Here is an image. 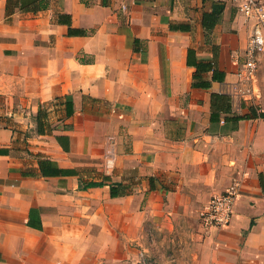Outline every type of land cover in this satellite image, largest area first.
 Returning a JSON list of instances; mask_svg holds the SVG:
<instances>
[{"label": "crops", "instance_id": "crops-1", "mask_svg": "<svg viewBox=\"0 0 264 264\" xmlns=\"http://www.w3.org/2000/svg\"><path fill=\"white\" fill-rule=\"evenodd\" d=\"M248 28L229 0H0V264H123L122 225L139 245L157 215L190 224L232 187L231 223L201 225L198 257L264 264V52L243 82Z\"/></svg>", "mask_w": 264, "mask_h": 264}, {"label": "rangeland", "instance_id": "rangeland-1", "mask_svg": "<svg viewBox=\"0 0 264 264\" xmlns=\"http://www.w3.org/2000/svg\"><path fill=\"white\" fill-rule=\"evenodd\" d=\"M204 209L195 210L198 215L194 216L190 224L181 217L180 223L173 227L157 215L154 224H144L146 236L139 245L134 239L135 224L122 225L116 235V245L112 248L116 249L117 254H122L123 264H134L137 260L138 264H206L198 257L203 253L199 244L201 238L207 239L200 221ZM219 256L220 259L225 256L227 261L230 258L223 250L219 251Z\"/></svg>", "mask_w": 264, "mask_h": 264}, {"label": "built area", "instance_id": "built-area-1", "mask_svg": "<svg viewBox=\"0 0 264 264\" xmlns=\"http://www.w3.org/2000/svg\"><path fill=\"white\" fill-rule=\"evenodd\" d=\"M237 13L241 15L250 29L245 48L239 58L240 76L243 82L256 80L260 67V56L264 52V2L261 0H230ZM237 199L234 187L212 197L200 214L205 228L223 229L232 220Z\"/></svg>", "mask_w": 264, "mask_h": 264}, {"label": "trees", "instance_id": "trees-1", "mask_svg": "<svg viewBox=\"0 0 264 264\" xmlns=\"http://www.w3.org/2000/svg\"><path fill=\"white\" fill-rule=\"evenodd\" d=\"M44 6H45V5H44ZM206 21L209 22V26L213 27V26L217 23L218 18L216 19L213 13H205V14H204V18H203V25H204V26H205V25L207 26ZM216 98L219 99V100L222 99L221 96H216ZM67 105H68V106H69V105L71 106L72 104L68 102ZM57 139H58L59 143L62 145V147L64 148V150L68 151L69 146H67V145H66V146H65V145L63 146V143H64V139H65V138L62 139V137H58ZM51 165H53V163L50 162V161H48V160H46V161H40V167H41V169H42V172H45L46 167H47V166H51ZM57 172L60 173V172H62V171H60V170L58 169ZM107 179H108V178H106V180H107ZM103 185H104V182L91 181V182L85 184L84 186L81 185V187H82L83 189H88V188H93V187H100V186H103ZM122 186H123V184L111 185V196H112V197H117V196H119L120 194L117 192V190L115 191V187L121 188ZM152 187H153V186H152Z\"/></svg>", "mask_w": 264, "mask_h": 264}]
</instances>
